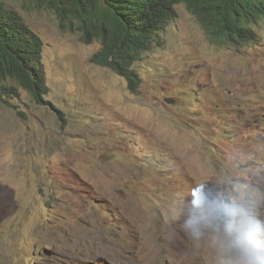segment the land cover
Masks as SVG:
<instances>
[{"label": "rangeland", "instance_id": "obj_1", "mask_svg": "<svg viewBox=\"0 0 264 264\" xmlns=\"http://www.w3.org/2000/svg\"><path fill=\"white\" fill-rule=\"evenodd\" d=\"M7 4L43 41L50 91L0 104V264H236L249 222L264 244V17L216 45L177 4L132 93L90 61L96 40Z\"/></svg>", "mask_w": 264, "mask_h": 264}, {"label": "trees", "instance_id": "obj_2", "mask_svg": "<svg viewBox=\"0 0 264 264\" xmlns=\"http://www.w3.org/2000/svg\"><path fill=\"white\" fill-rule=\"evenodd\" d=\"M56 14L59 27L79 33L83 43L98 41L91 56L97 65L122 76L130 92L142 79L135 62L154 45L183 3L201 25L208 41L240 45L255 40L252 28L264 17V0H36ZM0 0V104L18 98L22 88L35 104H49L42 62L43 42L22 15Z\"/></svg>", "mask_w": 264, "mask_h": 264}, {"label": "clouds", "instance_id": "obj_3", "mask_svg": "<svg viewBox=\"0 0 264 264\" xmlns=\"http://www.w3.org/2000/svg\"><path fill=\"white\" fill-rule=\"evenodd\" d=\"M179 4V3H178ZM177 5V4H176ZM175 5V8H176ZM185 6V5H184ZM187 9V8H186ZM177 12V11H176ZM189 12V11H188ZM177 17V16H176ZM175 17V18H176ZM174 18V19H175ZM173 19V20H174ZM172 20V21H173ZM171 21V22H172ZM59 23V21H58ZM171 24V23H170ZM169 24V25H170ZM169 27V26H168ZM167 27V28H168ZM167 30V29H166ZM165 30V31H166ZM164 34V33H163ZM162 34V40L164 42V37ZM80 38V37H79ZM43 42V41H42ZM82 42V41H81ZM98 42V41H97ZM162 42V43H163ZM99 43V42H98ZM161 43V44H162ZM86 44V43H84ZM88 44V43H87ZM100 44V43H99ZM160 44V45H161ZM159 46V45H154ZM153 46V47H154ZM43 48V46H42ZM99 49V48H98ZM150 50V49H149ZM142 58V57H141ZM91 61V57H90ZM43 62V60H42ZM92 62V61H91ZM93 63V62H92ZM95 64V63H94ZM44 65V64H43ZM97 65V64H96ZM100 66V65H98ZM103 67V66H102ZM45 69V68H44ZM110 69V68H109ZM46 75V73H45ZM47 81V80H46ZM48 85V83H47ZM46 97V96H45ZM48 101V100H47ZM207 187L206 182L204 184L198 185V189L200 191V200L203 202L204 200V189ZM250 227V222L247 224L241 231L243 232V236L239 243L235 246L236 247V264H264V244L259 242L253 243V234L248 231Z\"/></svg>", "mask_w": 264, "mask_h": 264}, {"label": "water", "instance_id": "obj_4", "mask_svg": "<svg viewBox=\"0 0 264 264\" xmlns=\"http://www.w3.org/2000/svg\"><path fill=\"white\" fill-rule=\"evenodd\" d=\"M165 101H166L167 103H171V102H172V100L169 99V98H165Z\"/></svg>", "mask_w": 264, "mask_h": 264}]
</instances>
